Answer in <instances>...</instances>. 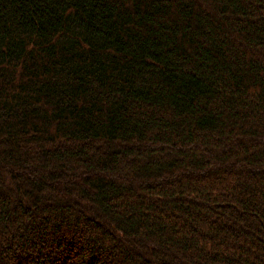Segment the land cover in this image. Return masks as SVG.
I'll use <instances>...</instances> for the list:
<instances>
[{"label": "trees", "instance_id": "trees-1", "mask_svg": "<svg viewBox=\"0 0 264 264\" xmlns=\"http://www.w3.org/2000/svg\"><path fill=\"white\" fill-rule=\"evenodd\" d=\"M0 264H264V0H0Z\"/></svg>", "mask_w": 264, "mask_h": 264}]
</instances>
